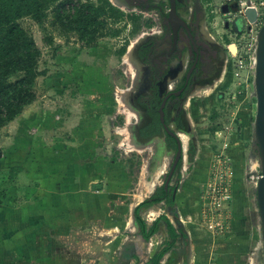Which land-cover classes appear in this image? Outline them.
I'll use <instances>...</instances> for the list:
<instances>
[{
	"label": "rangeland",
	"instance_id": "obj_1",
	"mask_svg": "<svg viewBox=\"0 0 264 264\" xmlns=\"http://www.w3.org/2000/svg\"><path fill=\"white\" fill-rule=\"evenodd\" d=\"M202 1L209 15L208 33L219 42L228 40L224 25L235 17L225 8L229 1ZM89 2L101 4L57 0L43 27L30 17L18 22L42 51V75L35 83L37 99L26 114V124L0 129V154L9 153L5 158L0 155V219H17L19 215L9 212L20 209L27 220L45 190L42 204L51 206L47 218L52 228L51 264H145L162 249L168 233L163 226L145 242L136 222L135 228L130 227L134 209L142 202L135 198L173 152L163 132L157 135L163 140L162 150L135 146L148 144L151 138L138 135L146 117L139 124L128 120L129 108L140 109L130 102L133 93L124 92L131 87L132 69L123 56L131 42L151 31L152 19L115 6L119 13L114 18L107 15L93 24L103 37L89 46L91 29L81 32L74 23L67 30L59 23L86 11ZM244 24L241 18L236 21L239 28ZM237 60L230 52L220 74L197 84L182 106L178 128L190 131V137L170 184L178 186L177 195L171 207L165 202L155 206L158 217L166 214L181 237L161 264H264L263 250L252 262L263 244L256 201L260 165L253 151L255 71L249 66L238 68ZM121 128H126L124 134L118 132ZM19 137L25 167L21 170L11 165ZM173 160L174 156L169 164ZM170 166L145 199L165 184ZM223 187L230 197L221 216L213 217L214 194ZM37 209L35 216L44 210ZM148 209L142 208L140 216L151 224ZM45 232L37 231L42 237L48 236Z\"/></svg>",
	"mask_w": 264,
	"mask_h": 264
},
{
	"label": "flooded vegetation",
	"instance_id": "obj_2",
	"mask_svg": "<svg viewBox=\"0 0 264 264\" xmlns=\"http://www.w3.org/2000/svg\"><path fill=\"white\" fill-rule=\"evenodd\" d=\"M116 1L126 7L122 9L138 11L152 19L149 28L151 31L148 34L139 35L136 40L139 46L134 57L140 72L137 81L132 82L127 91V93H133L130 96L131 104L136 105L141 111H138L140 120L135 124H139L146 117L147 122L141 127L143 128L153 122V114L157 115L165 142L167 144V139L172 138L175 148L167 146L175 152L177 140L165 132L160 119V108L164 103V120L168 126L172 125L176 131H184L178 126L181 127L182 106L189 98L191 91L197 84L207 82L220 74L224 64H227L228 54L230 52L233 54L225 42L242 37L246 31H249V24L245 23L242 28L236 26V21L242 15L239 13L238 4L229 1L225 8L234 13L235 17L231 23L224 25V28L228 30L225 36L228 40L223 38V41L219 42L208 33L209 15L202 0ZM111 3L115 4L112 0ZM114 6L120 7L116 4ZM172 118L174 122L171 121ZM154 139L161 140L157 135L151 137V141ZM161 141L163 143V140ZM185 152L184 146V155ZM174 187L166 190L173 200ZM179 239L173 249L177 247Z\"/></svg>",
	"mask_w": 264,
	"mask_h": 264
},
{
	"label": "trees",
	"instance_id": "obj_3",
	"mask_svg": "<svg viewBox=\"0 0 264 264\" xmlns=\"http://www.w3.org/2000/svg\"><path fill=\"white\" fill-rule=\"evenodd\" d=\"M57 0H0V129L8 126L23 114L25 109L32 105L37 99L35 87L36 80L42 75L39 69L42 51L37 46L35 39L24 28L19 25V20L30 17L41 27L44 25L47 12ZM100 5L96 6L89 2L85 4L86 11L73 14L67 22L60 20L67 30H71L74 23H77V30L91 32L89 46L96 40L103 37L93 30V24L97 19L116 16L119 10L108 0H99ZM82 24H79L81 23ZM75 29V28H74ZM117 35L116 33L113 34ZM50 39L48 43H52ZM124 51H121L123 54ZM153 122L139 130L142 138H151L161 133V123L157 115L153 114ZM167 145L175 148L172 138L167 139ZM181 162L178 165L180 167ZM15 169V168H12ZM21 170L22 168H16ZM175 188V187H174ZM169 206L174 205L171 194L166 192L164 186L156 189L155 193L148 199L142 201L134 209V218L138 226L141 238L149 241L161 230L163 223L166 224L168 237L162 249L156 251L145 264H161L164 256L170 252L178 242L180 234L171 223L166 214L156 218L151 226L140 216L142 208H150L161 202ZM137 264H141L140 262Z\"/></svg>",
	"mask_w": 264,
	"mask_h": 264
},
{
	"label": "crops",
	"instance_id": "obj_4",
	"mask_svg": "<svg viewBox=\"0 0 264 264\" xmlns=\"http://www.w3.org/2000/svg\"><path fill=\"white\" fill-rule=\"evenodd\" d=\"M32 106H33V104L30 105L29 107H27L25 109V111L23 112V114L21 116H19L16 120L11 122L10 124H16L17 123L19 126H21L22 124H26L25 122L29 118L26 116V114L28 113L29 109ZM17 130L20 132V127H18ZM17 130H15V131H17ZM19 132H17V133H19ZM20 140H21V137H19V139L17 141L18 142L17 149L14 148L15 150H13V153L11 154V158L14 162L11 165H13L12 167H15L17 165V166H19V168H21V167L25 168L24 164L20 160V159H22V156H23V152L21 150L23 146H22ZM43 140H45V139H43ZM0 155L3 158H5L6 156H9V153L6 150H3V151H1ZM27 161H28V159H27ZM38 191H40V190H38ZM43 191H44L43 194H41V193L39 194L40 198L37 200L38 205L29 210L27 220L22 219V215H20V212H21L20 209H17L13 212H9V214L11 216L13 214L19 215V217H17V219H16V216L13 220L9 219V220L2 221L0 219V264H16V263L17 264H21V263H25V264H51L53 262L54 259L51 256V254H52L51 239L52 238L50 235V234H52V228L48 225L49 220L47 219L48 218V212H49V210L51 211V209H50L51 206L50 205L45 206L44 204H42L43 203V200H42L43 196L47 198V192H45V190H43ZM35 199H37V198H35ZM34 208H38L37 210L39 212L41 211L40 209H44V210L42 211L41 215L39 214L38 216H35ZM59 208L61 209V207H59ZM21 209L23 212H25V210H23V208H21ZM0 215H3V212ZM46 220H47V222H46ZM170 221L173 224L172 220H170ZM147 225H148V223H147ZM148 226H150V224ZM162 226L166 227V229H167V226L165 223H163ZM41 229H43V231L47 230V232H45V233L48 236L42 237V235H40V233H37V231H41ZM160 232H161V230H160ZM177 232L180 234V232L178 230H177Z\"/></svg>",
	"mask_w": 264,
	"mask_h": 264
},
{
	"label": "water",
	"instance_id": "obj_5",
	"mask_svg": "<svg viewBox=\"0 0 264 264\" xmlns=\"http://www.w3.org/2000/svg\"><path fill=\"white\" fill-rule=\"evenodd\" d=\"M115 5V4H114ZM240 18L245 21V23H253L257 19L256 11L253 9H248L244 15ZM138 46V45H137ZM136 46V47H137ZM136 49V48H135ZM134 49V53H135ZM256 63H255V76H254V94L257 100V114L253 126V151L259 160L260 174L256 183V201L259 214V220L261 224V238L263 241V251H264V24L260 28L257 35V47H256ZM163 106L160 108V119L164 125L165 132L176 138L177 140V150L173 152L174 160L168 172L164 188L169 189L173 175L178 168L179 163L184 159V144L174 130L173 126H168L164 120ZM178 191V186L174 189L173 198L176 197ZM148 199V198H147ZM149 225V224H148ZM152 223L150 224V226Z\"/></svg>",
	"mask_w": 264,
	"mask_h": 264
},
{
	"label": "built area",
	"instance_id": "obj_6",
	"mask_svg": "<svg viewBox=\"0 0 264 264\" xmlns=\"http://www.w3.org/2000/svg\"><path fill=\"white\" fill-rule=\"evenodd\" d=\"M236 2L239 6V13L244 15L248 9L256 11L257 19L253 23L249 24V31L245 36L240 38H234L228 43V48L232 50L233 56L238 57L237 67H251L255 71L256 63V47H257V35L264 24V0H228ZM245 39V40H244ZM253 97L255 94L253 93ZM230 195L227 187L220 188L214 194V206L210 209V213L213 217L221 216L222 212L226 209L225 203L228 201ZM222 228V224H217Z\"/></svg>",
	"mask_w": 264,
	"mask_h": 264
},
{
	"label": "bare ground",
	"instance_id": "obj_7",
	"mask_svg": "<svg viewBox=\"0 0 264 264\" xmlns=\"http://www.w3.org/2000/svg\"><path fill=\"white\" fill-rule=\"evenodd\" d=\"M113 3H115L116 5L120 6L121 8H126L125 6L123 5H120L118 4V2L116 0H112ZM144 35V33L142 34ZM137 40V39H136ZM133 41L131 42V44L129 45L126 53L124 54L123 56V61L125 64H127L131 69H132V73H131V76H132V82H136L137 79H138V76H139V72H140V67L138 65V63L136 62V59L134 57V49L135 47L138 45V42ZM211 88V86H210ZM129 90V89H128ZM124 91L127 93V91ZM206 91V90H205ZM124 92H122L124 94ZM211 92V91H209ZM199 93V92H198ZM123 94L119 95V101L121 102V104H123L125 102V98L123 97ZM201 94V92H200ZM123 97V98H122ZM129 113H128V120L130 121L131 119L134 120V124L140 120V114L137 110L135 109H132V108H129ZM126 111V110H125ZM128 121V122H129ZM126 128H121L119 129V133H125ZM130 130V128H129ZM179 136L181 137V141H183L184 143V146H185V151L187 149V146H188V141H189V137H190V134L188 132H184V131H180L178 130L177 131ZM132 137V135H131ZM135 146L138 147V149H144V148H147V149H155L157 151L159 150H162L163 149V143L161 140L159 139H154L153 141L149 142L148 144H145V145H138L136 144ZM171 158H172V154L170 155H167L166 158H165V162L161 165L159 171L155 174V176L153 177L152 181H150L149 183H147L146 185H142L140 190H139V193L138 195L136 196L135 198V202L137 201H140V200H144L147 196V194L151 193L153 190H155V188L157 187L158 183H159V179L162 177V175L165 173V170L167 169L168 165H169V162L171 161ZM185 161V160H184ZM258 163H259V160H258ZM146 200V199H145ZM148 211L150 212V216L151 218L149 219V223L152 222L153 220H155L156 217H158L159 215V210H157V208L155 206H152L148 209ZM130 227H133L135 228V218H132L131 221H130ZM262 250H263V244L261 243V246L260 248H258L256 250V252L254 253L253 257H252V262L254 263L255 261H257V255L262 253ZM260 261V260H259ZM263 261V259H262ZM261 264V263H260Z\"/></svg>",
	"mask_w": 264,
	"mask_h": 264
}]
</instances>
